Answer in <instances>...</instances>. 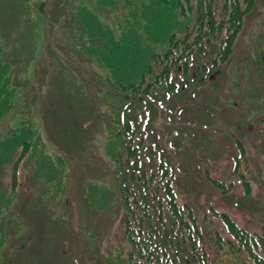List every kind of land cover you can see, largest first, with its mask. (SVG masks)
Listing matches in <instances>:
<instances>
[{"label": "rangeland", "instance_id": "rangeland-1", "mask_svg": "<svg viewBox=\"0 0 264 264\" xmlns=\"http://www.w3.org/2000/svg\"><path fill=\"white\" fill-rule=\"evenodd\" d=\"M143 1L148 0H0V44L4 47L0 60L6 65L0 71V98L6 95L11 102L0 118V132L31 125L42 138L48 156L43 164L54 178L37 177L35 171L43 161L20 169L13 210L0 208V255H14L0 259L3 264H128L133 249L140 250L141 257L146 253L147 259H156L157 264H169V259L170 264L195 262L203 242L198 236L186 238L190 231L171 213L167 186L178 207L194 210L211 258L225 252L212 239L219 233L216 223L225 225L226 215L239 228L264 237V0H251L248 8L242 0L245 14L228 58L223 60L218 54L212 70L211 55L235 32L230 23L217 33L216 44L198 53L196 69L192 66L184 73L181 68L175 74V90L185 87V91L175 96L163 86L148 97L157 105L149 127L148 112H139L146 146L134 145L140 156L135 169L147 182L131 183L130 203L136 212L130 218L138 219L135 215L142 211L138 206L144 194L150 196L152 208L161 211L148 227L139 221L134 226L138 227L136 240H132L126 227L131 225L126 220L129 211L117 192L116 177L119 162L136 161L128 146L119 147L123 94L132 91L114 90L108 100L105 94L107 87L114 88L107 80L112 72L122 78L124 86L138 82L133 76L139 64L132 51H106V30L119 39L128 23H138L128 8L134 14L141 12ZM184 2L186 14H193L195 0ZM221 5H216V12L222 10ZM75 13H83L78 17L90 34ZM215 18L220 22L224 16L218 12ZM93 38H101L102 45ZM198 73L201 77L191 78ZM139 95L145 96L132 94ZM155 139L161 150L151 149ZM168 160L173 167L163 166L169 168L167 177L143 174L161 176L157 165ZM125 167V173L133 170ZM11 177L10 167L0 172L6 185ZM90 186L99 187L91 191L92 197ZM164 211L166 218H162ZM24 229L27 234L22 241L14 239L15 232L22 234ZM230 239L233 236L226 229L224 242ZM24 242L27 248L20 259L17 248ZM190 245L194 246L191 252ZM259 253L264 258V251Z\"/></svg>", "mask_w": 264, "mask_h": 264}, {"label": "trees", "instance_id": "trees-1", "mask_svg": "<svg viewBox=\"0 0 264 264\" xmlns=\"http://www.w3.org/2000/svg\"><path fill=\"white\" fill-rule=\"evenodd\" d=\"M243 1L247 2V8L251 5V0ZM221 2H223V5H221L223 8L216 12V10L219 9L216 5L218 3L221 4ZM141 5V12L136 14L131 10L132 8H128L130 9V13L128 14H133L132 20L134 19L138 23L135 25L128 23L123 29L119 39H116L112 32L106 30V51L120 53L132 51L136 62L139 64L137 72L133 76V78L137 77L136 80L138 82H132L130 85L124 86L122 85V78L117 73L112 72V75H110L107 80L111 88L112 86L114 88L111 90L107 87V92L105 94V98L108 100L113 98L114 90L116 91L119 89L122 90V92L128 90L132 91V93L123 94L125 108L122 119H119L120 126L123 129L122 133L119 132V134H123V138H121L122 144L119 147L128 146L127 151L129 155L134 156L136 161L132 162L131 159L128 158L125 163L123 161L121 163L119 162L118 164H120V166L116 170V177H118L119 181L117 192L124 202L126 207H124L125 210L129 211L128 215H126L127 221L131 220L130 214L133 215V213L136 212L130 203V199L133 198L134 194L133 186L131 187L132 181L136 182L135 185L147 182V180H144L145 177L138 173V169H135L140 165V156L139 150L137 151L138 146L134 147V145H139L143 148L146 146L145 131L142 130L141 122H139L142 114L139 112L142 111L143 114L145 112L147 114L148 112L149 117L147 125L149 127L156 117L157 105L152 101H147L148 97L152 96L157 88L163 86H165V89L169 93L174 92L173 94H175V96H179L176 93L185 91V87H182L180 90H175V85L172 82L175 74L181 68H183L184 73H187L188 70L200 60L199 58L201 57H198V53H201L206 45L210 46L214 44L218 40L219 34L217 35V33L222 32L221 30L224 29V25L230 23L235 27V32L229 33L226 39L218 45V53L215 52L213 56L211 55L212 70L217 66L218 54L223 60L228 58L231 54L234 37L240 31L243 16L245 14V10L242 8V0H195V10L191 15L186 14L187 4L184 0H148L143 1ZM123 8L125 9V7ZM118 9H121L120 5ZM218 12L221 16H224L223 21H216L215 13L218 14ZM81 14L83 13H75V16L81 17ZM128 14L125 15L127 16ZM77 19L90 34L84 21L79 17ZM93 39L99 40L102 45L101 38ZM3 49V45L0 44V53L3 52ZM4 64L3 60H0V71L6 69V65ZM196 68L197 66H194V69ZM205 68L208 69V66L204 67V71L207 70ZM197 77H201V75L198 73L197 76H191V78L194 79ZM2 81L3 78L0 75V84ZM7 83L8 80H5L4 85ZM138 93H143L145 96H132V94L136 95ZM1 95L2 94H0V97ZM163 104L168 105V102L163 101ZM10 107V98L3 95V98H0V118L4 116V112L8 111ZM38 136L39 135L31 125H24L18 129H11L7 132H0V172L6 170L8 167L12 168L10 183L6 185L0 180V208L8 209V211L13 210L12 207L17 200L19 191L20 169L30 168V164L43 161L41 167L38 168L35 173L37 177H44L49 181H53L54 178L45 165L48 161V156L45 157L42 138ZM155 146L159 147L161 150L157 139H155V144L151 145V149ZM124 152H126V150H124ZM166 163L167 165L169 163L170 166L173 167V163L170 160L164 161V164L163 161L160 162L157 168L162 172L161 176L158 175V172L150 176L148 171H144L147 170L146 167H143V174L151 178L167 177V175H169L167 173L169 168L168 166L163 167ZM127 165L132 167L133 170L125 173L124 169ZM54 175L56 176L55 173ZM170 176H173V174L171 173ZM60 182L63 185L62 180H60ZM98 189V186H90V196L92 197L91 191ZM166 194L169 199L171 213L183 224V229L185 231H190V234L186 236V238L191 239L192 236H198L203 242V248H201L200 251L197 249L198 253L200 252V259L195 262H191L190 260L185 262L184 259V264H264V258L259 253L264 251V237L256 236L248 229L239 228L227 215H223L225 217V225H222L221 222L216 223L219 233L216 238L212 239V242H216L215 245H218L220 248L223 247L225 252L221 255L215 254L213 258H211L207 250L208 241L206 242L203 239L204 232L201 229L198 217L194 214V210L190 206L178 207L176 201H174L175 194L170 186H167ZM149 197L150 196L144 194L138 206V209L142 211L135 215L136 218L138 217L136 220L137 222L131 220L130 226L126 224V227H129L130 234L133 236V239L131 237L132 240H136L134 232L138 228L134 226L138 225L139 221L142 225L150 223L151 218H156V212L161 211L159 208H152L153 203L150 201L151 198ZM107 203L111 205V202ZM166 215L167 211H164L162 218H166ZM16 217L19 220H23L21 214H16ZM19 220L17 222H20ZM2 225L3 222L0 223V226ZM149 225L147 224L145 226L148 227ZM226 229L233 236V239L224 242V233ZM24 232L27 234L25 229L22 231V234L17 230L14 239L24 238L26 236ZM140 232H142V230ZM2 239V242L5 244V238L3 236ZM229 243L235 245L237 248L235 249L232 245H229ZM195 247L197 248V246ZM26 248L25 242L17 248V251L19 250L18 257L20 259L23 253H25ZM29 248H31V245ZM187 248L188 247H184L185 253H188ZM193 249L194 246L190 245L189 252L193 251ZM257 249H259V251ZM140 252L141 251L138 250L137 253L135 249L130 251V257L133 259H128V264H157L156 259H147L145 257L146 253L141 257L139 255ZM13 257L14 255H6V257L4 256V258H2L0 255V259H13ZM209 259H212V262ZM168 262L170 264L171 259H169ZM0 264H3L1 260Z\"/></svg>", "mask_w": 264, "mask_h": 264}]
</instances>
